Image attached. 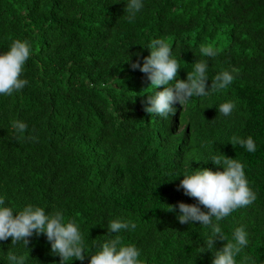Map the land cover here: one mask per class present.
Segmentation results:
<instances>
[{
    "label": "trees",
    "instance_id": "16d2710c",
    "mask_svg": "<svg viewBox=\"0 0 264 264\" xmlns=\"http://www.w3.org/2000/svg\"><path fill=\"white\" fill-rule=\"evenodd\" d=\"M126 3L0 0V52L16 39L31 45L21 74L27 85L0 95V195L17 210H62L79 224L86 249L120 235L146 264H211L214 252L201 251L210 229L177 219L179 202L198 203L179 183L191 170H222L207 160L224 155L245 165L256 200L220 226L228 239L237 226L248 232L237 264H264V0H144L133 20ZM154 38L173 48L177 79L208 59L210 79L234 70L233 83L177 103L168 120L146 113L152 86L130 65L142 64ZM206 46L214 57L201 54ZM229 100L236 107L223 116L217 108ZM18 120L28 125L23 134L13 127ZM249 136L254 152L237 143ZM116 218L136 228L114 234L107 227ZM27 239L28 250L11 237L0 241V264L27 251L26 264H61L45 234ZM225 243L216 238L213 249ZM90 254L70 264H88Z\"/></svg>",
    "mask_w": 264,
    "mask_h": 264
},
{
    "label": "clouds",
    "instance_id": "9594fccd",
    "mask_svg": "<svg viewBox=\"0 0 264 264\" xmlns=\"http://www.w3.org/2000/svg\"><path fill=\"white\" fill-rule=\"evenodd\" d=\"M144 7V0H127L124 11L128 19H135ZM149 55L140 62H132L131 68L146 74L152 91L146 97L144 111L168 120L170 114L176 112L175 105L187 104L193 97H204L219 92L231 85L235 79L234 70H222L211 79L208 76V59H199L194 63L192 74L186 80L177 79V71L181 67L174 55L173 48L162 38L151 40ZM31 45L24 40H13L5 52H0V95H11L22 90L28 83L21 78L25 62L30 55ZM204 57L211 58L216 51L211 46L201 49ZM129 60V57L126 61ZM211 81L210 87L207 81ZM165 86L162 91H155L158 86ZM236 107L233 101L221 103L217 111L229 116ZM14 129L23 134L28 125L23 121L13 122ZM34 140V136L28 137ZM248 152L256 151V142L252 137L237 139ZM220 166L222 170L212 171L198 168L183 175L179 187L186 195L196 198L197 204L179 202L177 219L181 223L199 222L210 229L205 248L213 251L211 264H237L236 257L249 244L248 232L243 225L235 227L231 239H228L220 226V221L239 208L251 205L256 200L255 192L249 187L245 175V165L234 158L223 155L211 156L207 162ZM205 210H202L200 206ZM167 211H174L168 205ZM110 232L119 234L122 230L130 231L136 224L123 218L114 219L107 227ZM45 234L51 243V250L61 258V264H70L73 259L83 261L85 254L91 249L88 264H146L141 252L135 244L125 243L120 235L114 238L96 241L91 248L85 247V236L79 224L73 219H65L62 210L47 212L45 208L27 204L17 210L6 203L0 195V241L11 237L12 243L22 242L25 249L28 239L33 234ZM216 238L226 241L219 250L213 249ZM28 250V249H27ZM29 255L8 253L9 264H26ZM254 264V261L251 262Z\"/></svg>",
    "mask_w": 264,
    "mask_h": 264
}]
</instances>
